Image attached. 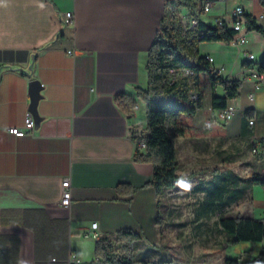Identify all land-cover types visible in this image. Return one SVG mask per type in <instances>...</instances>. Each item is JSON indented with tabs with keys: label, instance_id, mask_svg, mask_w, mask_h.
<instances>
[{
	"label": "crops",
	"instance_id": "obj_1",
	"mask_svg": "<svg viewBox=\"0 0 264 264\" xmlns=\"http://www.w3.org/2000/svg\"><path fill=\"white\" fill-rule=\"evenodd\" d=\"M238 5L264 29L261 0L217 2L200 19L213 26ZM183 12L190 22L189 11ZM66 13L73 23H66ZM164 16L165 0H0V264H91L96 259L93 232L102 238L131 229L157 241L162 200L158 206L154 189L146 185L154 168L136 161L137 152L145 153L138 146L144 135L135 106L128 109L119 98L137 101V89H146L148 51ZM239 34H245L246 44L199 47L223 76L241 81L239 97L228 104L234 108L230 120H222L221 110L212 107L213 96L224 93L210 85L194 119L199 132L218 122L225 133L175 140L182 179L165 196L168 201L184 194L196 197L197 214L209 202L214 215L221 216L219 203L231 194L227 179L233 175L264 174L263 159L251 153L264 139V84L256 89L250 77L259 69V52L258 60L264 57V35L247 28ZM32 60L31 76L17 71ZM33 80L42 85L35 129L17 137L9 129L24 127ZM136 107L141 109V102ZM235 164L245 171L233 172ZM66 179L70 207L60 203ZM120 184L126 185L121 193ZM214 184L225 186L208 198ZM249 192L253 195L248 191L247 198ZM253 215L252 209L242 217Z\"/></svg>",
	"mask_w": 264,
	"mask_h": 264
},
{
	"label": "trees",
	"instance_id": "obj_2",
	"mask_svg": "<svg viewBox=\"0 0 264 264\" xmlns=\"http://www.w3.org/2000/svg\"><path fill=\"white\" fill-rule=\"evenodd\" d=\"M201 0H165V16L148 51L146 72L148 84L146 89H137V97L145 102L147 107V135L145 153L137 152L135 159L140 163L153 165V178L146 185L151 186L156 194L158 206L161 198L176 183L182 179L177 174L178 161L175 147L176 138H197L222 135L226 131L224 124L213 122L205 131L199 132L194 126V119L203 100L207 85L220 87L223 95L213 96L212 107L222 110L228 107L231 100L239 97L241 81L230 79L215 68L209 58L200 54L199 47L205 42H223L229 44L235 34L231 29L209 26L200 19ZM264 7V0H261ZM187 9L198 25L188 28L181 17V10ZM248 31H257L264 35V29L256 19L249 14L245 16ZM259 71L264 72V57L259 60ZM175 69L177 76L172 77L170 70ZM184 71H189L184 75ZM194 95L196 97H194ZM128 109L137 105V101L122 96L119 98ZM254 148L261 149L260 158L264 161V139L254 143ZM258 156V155H256ZM194 175V174H193ZM193 175L187 176L191 179ZM233 184V189L226 202L219 203V212L231 203L247 198L248 191L253 186L264 187V174L253 173L246 179L235 175L227 179ZM223 181V180H222ZM244 183L246 188L238 187ZM229 185V182L227 186ZM126 185L120 184L118 191ZM225 185H212L207 191L208 198L214 199V194ZM203 188H198L201 190ZM223 194H220L222 196ZM163 217L158 212L156 223L161 225ZM219 225L229 237L230 243L249 242L264 243V218H247L242 216H224L221 213ZM112 237V238H111ZM111 237L99 238L95 246V260L91 264H136L134 253L146 245L143 234L131 229L114 233ZM115 245H121L128 255L115 254ZM149 251V250H148ZM144 254L138 262L141 264H171L157 255ZM224 264H264V246L259 254L249 258H226Z\"/></svg>",
	"mask_w": 264,
	"mask_h": 264
},
{
	"label": "rangeland",
	"instance_id": "obj_3",
	"mask_svg": "<svg viewBox=\"0 0 264 264\" xmlns=\"http://www.w3.org/2000/svg\"><path fill=\"white\" fill-rule=\"evenodd\" d=\"M253 5L254 3H251L248 6V10L251 12ZM180 13L183 21L187 24L183 10ZM249 32L255 35L261 34L257 31ZM260 53L257 56L258 59L261 55ZM258 59L255 65L259 63ZM138 101L141 102L142 108L135 106L134 111L139 117V127L145 137L148 133L147 107L144 101ZM251 153L255 155L252 149ZM236 164L233 166V172L241 173L245 171V168ZM242 175L244 176L245 174ZM243 187L246 188L245 184ZM250 191L251 193L253 191V195H250L249 192L247 199L237 202L232 209L225 208V211H221L222 215L232 217L246 216L250 215L253 209L255 218H264V187L256 185ZM196 199L194 196L189 198L185 194L178 200L173 198V200L168 201L165 195L161 198L163 222L158 229V239L156 242L147 239L145 241L146 245L135 251L134 259L137 261L136 264H141L138 261L143 258L144 254L149 256L155 254L160 259L170 261L171 264H224L227 257L249 258L259 254L264 243H230L228 241L229 237L219 225V216L217 214L216 216L214 215L215 210L211 209L209 202L202 203V213L197 214L196 210H194L198 207ZM166 214L169 215L166 216ZM198 220L201 223L199 228L195 227V224L199 222ZM141 234L144 235V233ZM253 247L255 248L254 250H252ZM114 251L118 256L128 255L121 245H115Z\"/></svg>",
	"mask_w": 264,
	"mask_h": 264
},
{
	"label": "built area",
	"instance_id": "obj_4",
	"mask_svg": "<svg viewBox=\"0 0 264 264\" xmlns=\"http://www.w3.org/2000/svg\"><path fill=\"white\" fill-rule=\"evenodd\" d=\"M228 0H201L200 1V10L203 13H209L212 8L216 5L217 2H227ZM245 16L246 12L243 6L238 5L236 6L231 12L226 13L225 15L218 17L215 20L214 26L220 27V28H225V29H231L235 31V34L231 40L230 43H233L237 46H241L246 44L247 38L245 34L240 35L239 33L243 32L245 29ZM65 21L66 23L70 24L73 23L74 17L71 13H66L65 14ZM261 18H264V15L261 16ZM188 28H194L198 25L197 20L192 19L190 22H188ZM239 34V36H238ZM246 58L250 62H255L256 57L254 54H246ZM209 61L212 62L213 60L209 58ZM189 71H184V75H188ZM170 75L172 77L177 76V71L175 69L170 70ZM250 77L254 80L255 82V87L256 89H259L262 87L264 84V73H257V69L252 70ZM194 97H196L194 95ZM234 114V108L231 106H228L225 109H222L220 112V118L222 120L228 121L231 119V117ZM250 124H253V122H250ZM35 129V120L33 117V114L31 112H28L25 118V124L23 128H10L9 132L17 137H23L26 134L33 132ZM138 146L140 149H146V142L144 138H141L138 140ZM264 149V148H262ZM252 152L255 155H260L261 154V149L259 148H254ZM72 202V193H71V183L69 179H66L62 182V195H61V205L64 207H70ZM97 228V224L92 225V229L95 230ZM92 237L94 239H99V235L96 232L92 233ZM72 259L76 260L77 255L75 252H72L71 254Z\"/></svg>",
	"mask_w": 264,
	"mask_h": 264
},
{
	"label": "water",
	"instance_id": "obj_5",
	"mask_svg": "<svg viewBox=\"0 0 264 264\" xmlns=\"http://www.w3.org/2000/svg\"><path fill=\"white\" fill-rule=\"evenodd\" d=\"M34 67V60H32L30 66L27 69H17V71L24 72L28 75H32ZM41 83L39 81L33 80L31 82V104H30V112L33 114V116H37L38 114V103L41 99Z\"/></svg>",
	"mask_w": 264,
	"mask_h": 264
},
{
	"label": "bare ground",
	"instance_id": "obj_6",
	"mask_svg": "<svg viewBox=\"0 0 264 264\" xmlns=\"http://www.w3.org/2000/svg\"><path fill=\"white\" fill-rule=\"evenodd\" d=\"M260 67V66H259ZM257 73H264V72H261V71H259V69H257Z\"/></svg>",
	"mask_w": 264,
	"mask_h": 264
}]
</instances>
